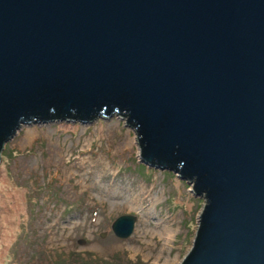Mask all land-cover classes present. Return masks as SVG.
<instances>
[{"label": "water", "instance_id": "95a60500", "mask_svg": "<svg viewBox=\"0 0 264 264\" xmlns=\"http://www.w3.org/2000/svg\"><path fill=\"white\" fill-rule=\"evenodd\" d=\"M112 114L205 200L179 264H264V0H0V160L24 125Z\"/></svg>", "mask_w": 264, "mask_h": 264}, {"label": "rangeland", "instance_id": "374dc122", "mask_svg": "<svg viewBox=\"0 0 264 264\" xmlns=\"http://www.w3.org/2000/svg\"><path fill=\"white\" fill-rule=\"evenodd\" d=\"M138 153L116 114L22 126L1 152L0 264H179L205 200ZM124 213L133 231L118 237Z\"/></svg>", "mask_w": 264, "mask_h": 264}, {"label": "bare ground", "instance_id": "6f19581e", "mask_svg": "<svg viewBox=\"0 0 264 264\" xmlns=\"http://www.w3.org/2000/svg\"><path fill=\"white\" fill-rule=\"evenodd\" d=\"M165 231H163V232H166V234L169 236L170 234H172V233H170V231H169V229H167V227H166V229H164ZM164 234V233H163ZM171 237V236H170Z\"/></svg>", "mask_w": 264, "mask_h": 264}]
</instances>
